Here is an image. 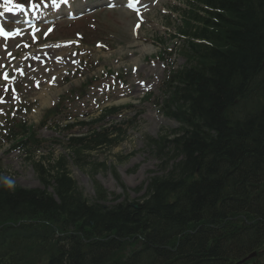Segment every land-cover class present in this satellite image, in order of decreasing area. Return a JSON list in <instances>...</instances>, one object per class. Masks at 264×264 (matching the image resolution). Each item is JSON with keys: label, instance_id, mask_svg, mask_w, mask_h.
<instances>
[{"label": "trees", "instance_id": "1", "mask_svg": "<svg viewBox=\"0 0 264 264\" xmlns=\"http://www.w3.org/2000/svg\"><path fill=\"white\" fill-rule=\"evenodd\" d=\"M202 1L211 11L195 48L200 66L175 98L191 126L177 144L186 157L179 173L154 180L142 202L113 209L81 202L65 176L59 204L0 181V223L64 220L83 230L89 243L72 241L51 264H235L263 248L264 0ZM130 238L143 246L124 262L115 251Z\"/></svg>", "mask_w": 264, "mask_h": 264}, {"label": "rangeland", "instance_id": "2", "mask_svg": "<svg viewBox=\"0 0 264 264\" xmlns=\"http://www.w3.org/2000/svg\"><path fill=\"white\" fill-rule=\"evenodd\" d=\"M161 6L166 7V0H164L161 3ZM160 10H161V7L158 8V5H156L150 14V19H152L155 22L156 17L160 16L158 14V12L160 13ZM123 13H124L123 10L119 12V14H118L119 15V17H118L119 24H117L115 26V29L119 30L120 27L122 28V34L125 37H127V40H125V41H127L126 44L128 45L129 43L133 42L131 40V38H129V36H131V34L129 35V33H131L130 27H132L135 20L129 19V16H127V15H122ZM124 16L127 17L128 21L126 20V18ZM160 20H162V19L160 18ZM127 23H129V25ZM147 30H149V28H147ZM66 35H71V34L68 33ZM8 47L11 48L12 45L9 44ZM8 47L5 45V43H3V42L0 43V51L3 50L0 54V64L2 62H5L6 57L4 54L6 53ZM181 64H182V61L179 60L177 62V65L180 66ZM72 82L77 83V78H74L72 80ZM64 91H65V89H62L59 94H61ZM47 107H48V104L44 107L41 106V100H40V106L37 109H46ZM74 107L77 108V104ZM149 125H150V121H149V124H148V122H144V124L142 125V128H144L145 130H148ZM41 134L43 137H46V135L52 134V130H50V129L45 130ZM8 152H10V151L5 152L4 154L3 153L0 154V165L2 167H4V169L7 171H9L8 169H10L13 173H17V175H14L12 177L14 180V183L17 184L18 186H21V187H24L27 189H40V188H42L40 181L37 179L38 177L36 175L32 174L30 172V169L25 164H23L21 166L20 172H17V170H15L16 165L13 163V161H14L13 158H8L5 156L6 153H8ZM112 162H115V160H112V161L108 160L109 164H111ZM115 166H116V169L119 171L118 173L120 174L121 182L126 185L128 191H130V192H133L135 190V188L142 186L146 182L145 180L148 179V178L145 179L146 175H143V173H140L143 170V168H141V170L136 174H130L128 170L131 169V167H130V164H128V162L121 164V166H118V165H115ZM116 169H113V171ZM74 170L75 171H73L72 175L76 179V182H78L81 189L85 191L87 197L89 199H92L93 198V195H92L93 194V185H92L91 181H88L86 176L83 175L79 170L78 171H77V169H74ZM110 171H111V168H110ZM110 171H108L106 173V175H103L104 177L99 176L100 179L98 178V180L100 181L102 179V181L107 185V187H108L107 190L110 194H113V193L116 194L117 193L120 195L121 190H120L119 184L116 183L111 178ZM130 197L133 198L132 195H130Z\"/></svg>", "mask_w": 264, "mask_h": 264}, {"label": "snow or ice", "instance_id": "3", "mask_svg": "<svg viewBox=\"0 0 264 264\" xmlns=\"http://www.w3.org/2000/svg\"><path fill=\"white\" fill-rule=\"evenodd\" d=\"M6 2L11 3V0H6ZM52 2L54 4V6L59 7L61 2L62 3H67V0H52ZM17 7H21V6H17ZM11 10H12L11 8L7 9V11H11ZM21 10H23V9L21 8ZM4 35L7 36L8 34L4 33ZM5 79H7V74H5Z\"/></svg>", "mask_w": 264, "mask_h": 264}]
</instances>
